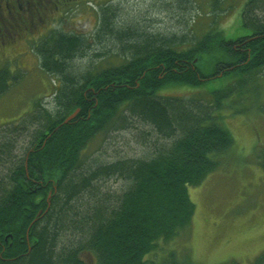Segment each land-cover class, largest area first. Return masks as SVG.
Instances as JSON below:
<instances>
[{
    "label": "trees",
    "instance_id": "trees-1",
    "mask_svg": "<svg viewBox=\"0 0 264 264\" xmlns=\"http://www.w3.org/2000/svg\"><path fill=\"white\" fill-rule=\"evenodd\" d=\"M261 2L248 0L243 7L246 34L230 36L214 27L190 41H176V35L124 41L127 59L93 64L86 72H75L70 62L84 53L81 35L56 29L39 42L42 68L60 75L54 99L59 113L37 126L21 157L12 150L26 123L1 125L0 264H86L80 255L85 250L97 254L98 264H144L160 238L169 239L189 225L195 210L189 186L218 165L212 154H222L234 141L214 119L212 106H222L236 76L241 82L242 75L264 67V16L257 13L263 10ZM102 15V31L111 29L107 14ZM17 77L8 66L1 67L0 94ZM219 77L230 83L209 89V104L201 97L162 93L169 87L198 88ZM79 107L78 115L64 122ZM122 108L172 141L149 159L117 161L75 177L82 148L122 116ZM261 160L264 166V155ZM114 171L124 172L132 183L109 206L93 204V179ZM67 231L81 238L66 237L62 243Z\"/></svg>",
    "mask_w": 264,
    "mask_h": 264
},
{
    "label": "rangeland",
    "instance_id": "rangeland-1",
    "mask_svg": "<svg viewBox=\"0 0 264 264\" xmlns=\"http://www.w3.org/2000/svg\"><path fill=\"white\" fill-rule=\"evenodd\" d=\"M247 1L83 0L65 14L70 20L68 26L60 23L53 28L69 31L74 28L70 23L81 21L83 28H76L75 34L85 38V50L70 62L75 72H86L93 64L102 67L127 59L124 41L141 42L155 35H176V41H190L214 27L230 36L246 34L249 29L241 16ZM260 4L263 10L257 13L264 16V2ZM103 13L111 26L104 31ZM120 32L136 36L125 39L118 36ZM47 33L38 35L37 41H43ZM38 44L33 52L22 49L19 60L12 63L0 58V68L8 66L18 76L0 94V129L4 123H26L27 127L15 137L12 155L16 157L25 154L29 137L45 123L46 116L56 118L59 113L54 99L61 85L60 75L42 68ZM241 78V82L240 77L234 78L232 91L220 108L212 106L214 119L231 132L233 144L222 154H212L218 165L200 183L189 186L188 194L195 207L189 225L169 239L160 238L145 255L144 264H264V67ZM230 80L219 77L198 88L169 87L162 93L201 97L209 104L213 98L208 90L225 87ZM120 112L122 116L94 134L82 148L81 165L73 171L75 177L117 161L149 159L158 147L172 141L128 109ZM131 183V178L121 171L100 174L92 181L97 194L89 200L107 206ZM83 196L89 198L86 192ZM66 237L68 241L81 238L79 233L67 231L60 241L63 243ZM80 255L86 264H98L97 254L85 250Z\"/></svg>",
    "mask_w": 264,
    "mask_h": 264
},
{
    "label": "flooded vegetation",
    "instance_id": "flooded-vegetation-1",
    "mask_svg": "<svg viewBox=\"0 0 264 264\" xmlns=\"http://www.w3.org/2000/svg\"><path fill=\"white\" fill-rule=\"evenodd\" d=\"M82 2L83 0H0V58H6L12 63L14 59L19 60L22 49L33 52L34 45L39 43L37 36L44 32L51 34L56 24L68 26L70 20L64 17L65 14ZM70 25L74 28L69 26L71 29L68 32L75 33L76 28H83L81 21Z\"/></svg>",
    "mask_w": 264,
    "mask_h": 264
},
{
    "label": "water",
    "instance_id": "water-1",
    "mask_svg": "<svg viewBox=\"0 0 264 264\" xmlns=\"http://www.w3.org/2000/svg\"><path fill=\"white\" fill-rule=\"evenodd\" d=\"M79 110H80V107L74 110L73 112L69 113L68 117L64 120V122H69V120L75 118L78 115L77 113L79 112ZM54 188L56 189V186H54Z\"/></svg>",
    "mask_w": 264,
    "mask_h": 264
}]
</instances>
